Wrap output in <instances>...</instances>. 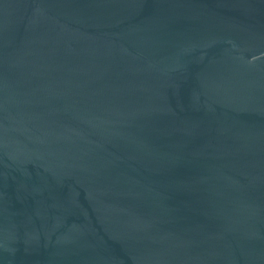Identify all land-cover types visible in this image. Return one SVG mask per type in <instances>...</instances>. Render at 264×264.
<instances>
[{
	"label": "water",
	"instance_id": "water-1",
	"mask_svg": "<svg viewBox=\"0 0 264 264\" xmlns=\"http://www.w3.org/2000/svg\"><path fill=\"white\" fill-rule=\"evenodd\" d=\"M0 264H264V0H0Z\"/></svg>",
	"mask_w": 264,
	"mask_h": 264
}]
</instances>
